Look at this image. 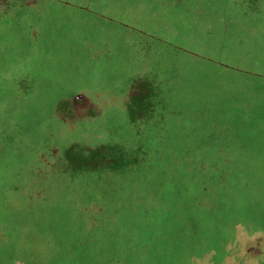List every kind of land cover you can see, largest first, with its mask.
<instances>
[{
    "label": "rangeland",
    "instance_id": "1",
    "mask_svg": "<svg viewBox=\"0 0 264 264\" xmlns=\"http://www.w3.org/2000/svg\"><path fill=\"white\" fill-rule=\"evenodd\" d=\"M0 264H264V0H0Z\"/></svg>",
    "mask_w": 264,
    "mask_h": 264
}]
</instances>
